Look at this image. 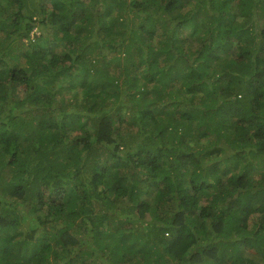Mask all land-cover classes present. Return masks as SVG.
<instances>
[{"label": "trees", "instance_id": "trees-1", "mask_svg": "<svg viewBox=\"0 0 264 264\" xmlns=\"http://www.w3.org/2000/svg\"><path fill=\"white\" fill-rule=\"evenodd\" d=\"M0 264H264V0H0Z\"/></svg>", "mask_w": 264, "mask_h": 264}]
</instances>
